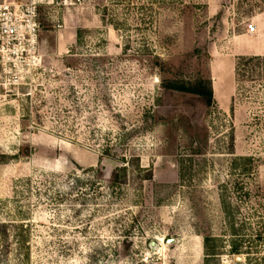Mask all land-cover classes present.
Segmentation results:
<instances>
[{
	"label": "rangeland",
	"instance_id": "obj_1",
	"mask_svg": "<svg viewBox=\"0 0 264 264\" xmlns=\"http://www.w3.org/2000/svg\"><path fill=\"white\" fill-rule=\"evenodd\" d=\"M29 1L38 61L0 73V264H264V0ZM198 83L200 116L171 110Z\"/></svg>",
	"mask_w": 264,
	"mask_h": 264
},
{
	"label": "built area",
	"instance_id": "obj_2",
	"mask_svg": "<svg viewBox=\"0 0 264 264\" xmlns=\"http://www.w3.org/2000/svg\"><path fill=\"white\" fill-rule=\"evenodd\" d=\"M37 15L34 1L0 2V73H19L23 65L38 61ZM247 31L254 32L255 26L249 23Z\"/></svg>",
	"mask_w": 264,
	"mask_h": 264
},
{
	"label": "flooded vegetation",
	"instance_id": "obj_3",
	"mask_svg": "<svg viewBox=\"0 0 264 264\" xmlns=\"http://www.w3.org/2000/svg\"><path fill=\"white\" fill-rule=\"evenodd\" d=\"M165 88L169 91L189 93L195 96L194 98H191L189 100H184V101H178V99L174 98V102L170 103L171 110L178 111V112L181 111V115L183 114L189 117L198 118L200 116V113H202V109L206 108L210 104L211 99H212V94H211V98H209L207 95L191 89L192 87H186L184 85L183 86L171 85ZM170 99H171V96H170ZM121 167L122 166H120V168ZM118 168H116V171L118 170ZM113 175H115V173Z\"/></svg>",
	"mask_w": 264,
	"mask_h": 264
},
{
	"label": "trees",
	"instance_id": "obj_4",
	"mask_svg": "<svg viewBox=\"0 0 264 264\" xmlns=\"http://www.w3.org/2000/svg\"><path fill=\"white\" fill-rule=\"evenodd\" d=\"M37 22H38V25L40 26L41 20L38 18V15H37ZM38 30H39V28H38ZM191 89L198 91V92H201V93L207 95L209 98H211L212 91H211V86L209 85V83L207 85L198 83L197 85H195Z\"/></svg>",
	"mask_w": 264,
	"mask_h": 264
},
{
	"label": "water",
	"instance_id": "obj_5",
	"mask_svg": "<svg viewBox=\"0 0 264 264\" xmlns=\"http://www.w3.org/2000/svg\"><path fill=\"white\" fill-rule=\"evenodd\" d=\"M166 242H167V243H170L171 240H167ZM149 246H150V248L153 249V250L157 248V244H156L154 241L150 242V243H149ZM240 260H241V259H240L239 257L236 258V261H240Z\"/></svg>",
	"mask_w": 264,
	"mask_h": 264
},
{
	"label": "crops",
	"instance_id": "obj_6",
	"mask_svg": "<svg viewBox=\"0 0 264 264\" xmlns=\"http://www.w3.org/2000/svg\"><path fill=\"white\" fill-rule=\"evenodd\" d=\"M2 1H4V0H0V2H2ZM9 1H15V2H22V3H25V2H27L28 0H24V1H21V0H9Z\"/></svg>",
	"mask_w": 264,
	"mask_h": 264
}]
</instances>
